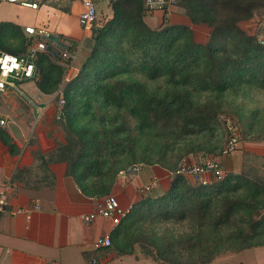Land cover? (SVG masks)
<instances>
[{
    "label": "trees",
    "instance_id": "obj_1",
    "mask_svg": "<svg viewBox=\"0 0 264 264\" xmlns=\"http://www.w3.org/2000/svg\"><path fill=\"white\" fill-rule=\"evenodd\" d=\"M110 4V14L90 30L92 47L71 79L65 81L72 61L61 54H74L77 42H69L59 59L39 52L32 77L24 79L33 81L42 94L60 91L61 97L57 95L54 102L64 100L58 112L65 121L79 105L90 109L96 99L105 109L116 111L129 102L128 113L138 129L172 128L193 136L202 132L214 115L196 107L191 93L235 95L253 87L264 90V31L260 30L264 0H176L187 23H171L164 8L156 27L145 22L150 12L143 0H111ZM247 24H254V30L243 28ZM18 30L1 23L0 48L21 56L3 44V38ZM200 35H205L203 41ZM23 43L24 51L31 43ZM140 81H163L167 87L152 92ZM100 120H105L103 114ZM85 134L74 131L65 145L48 156V162H64L66 174L81 192L99 198L111 189L117 172L116 164L106 160H115L127 150L120 141L97 140L103 137L101 132ZM0 140L9 152L15 151L5 129L0 128ZM241 156L239 171L216 182L202 184L173 175L163 193L142 196L114 227L111 247L100 254L112 250L130 254L131 250L124 252L115 241L124 226L149 216L192 224L191 233L169 239L162 246L148 239L141 243L142 253L155 264H207L225 249L239 251L252 246L264 235V162L247 151ZM225 230L230 231L223 235Z\"/></svg>",
    "mask_w": 264,
    "mask_h": 264
},
{
    "label": "crops",
    "instance_id": "obj_2",
    "mask_svg": "<svg viewBox=\"0 0 264 264\" xmlns=\"http://www.w3.org/2000/svg\"><path fill=\"white\" fill-rule=\"evenodd\" d=\"M2 4L9 7V13L4 12ZM81 10L80 4L71 0H44L37 10L1 2L0 24L19 28L6 37L15 34L16 38L31 44L43 40L38 31L59 36L67 46L69 42H77L74 55L82 64L93 41L90 32L83 31L79 25ZM157 16L153 15L159 19L158 26L163 13L159 11ZM166 17L174 24L187 23L177 7H169ZM27 27L34 28L36 33L30 36L25 32ZM200 36L203 41L205 35ZM8 83L5 91L0 92V98L20 100L25 110L20 104L13 106L10 114L0 108V119L7 125L14 123L21 134L15 139L7 126H0L8 132L15 147L11 153L0 140V192L5 183L17 185V190L10 195V206L0 212V264H87L95 254L91 249L92 241L101 234H111L114 227L108 220L85 221L83 217L94 211L98 199L81 192L73 178L66 174L64 162H48V156L57 147L51 137L49 121L56 113L54 99L57 95L61 97V93L42 94L30 80L9 79ZM152 177H157L158 183L149 193L159 195L167 190L170 182L156 165H142L136 176L117 179L118 185L112 193L120 207L126 209L137 203L144 196L141 187ZM35 202L39 210L29 218L11 213L16 207ZM125 258L130 257H114L108 253L102 256V264H126Z\"/></svg>",
    "mask_w": 264,
    "mask_h": 264
},
{
    "label": "rangeland",
    "instance_id": "obj_3",
    "mask_svg": "<svg viewBox=\"0 0 264 264\" xmlns=\"http://www.w3.org/2000/svg\"><path fill=\"white\" fill-rule=\"evenodd\" d=\"M110 3L111 0H95L96 22L94 25L98 23L100 18L110 14ZM2 8L4 12H10L9 7L7 8L5 4H2ZM158 13L159 11L150 12V15L146 17V23L149 26H157ZM153 15L157 17L154 18ZM260 25V30L264 31V20ZM254 27V24H247L243 28L253 31ZM23 42L26 43V40H23ZM3 44L8 50L17 51V55L22 56L26 52V49L24 51L21 49V39L19 38L5 37L3 38ZM80 65L78 58H74L65 81H68L77 73ZM127 78L124 77L123 79ZM131 79L140 78L133 77ZM140 82L152 92H161L167 87L163 81ZM11 95L13 96V94ZM190 97L196 107L214 115V118L206 124L204 130L193 136L182 135L178 130L172 128L140 130L136 127L133 117L128 113L129 102L123 110L116 111L105 109L101 102L96 99L93 100V106L90 109L86 110L79 105L76 110L71 111L69 121L59 117L58 111L63 104H60V102L55 104L54 102L56 113L49 121L51 137L55 139L56 146L59 147L66 144V140L69 139L70 135L73 136L74 131L83 136L86 135L87 131L91 134L101 132L103 137L99 136L97 140L102 141V139L107 138L106 140L111 141V144L120 141L126 147V154L115 160H106L107 164H116L117 172L115 171L111 189L108 192L104 191L106 194L101 195V198L113 195L112 190L114 186L118 185L119 171L129 164L143 166L155 164L166 175L165 180L170 182L172 174L180 164L184 162L192 164L204 157L216 160L225 176L239 171L243 159L241 156L242 151L258 155L263 158L261 161L264 162V90L253 87L244 89L235 95L200 92L191 93ZM19 104L25 110L20 100L13 97L0 98L1 111L4 110L3 112H7V114H10L13 106ZM102 114L104 115V121L100 120ZM230 138L236 139L238 142L237 148L232 155H225L223 151ZM261 171H264V164L261 166ZM189 179L191 182L197 181L202 184L217 181L208 175L197 178L190 177ZM229 231H222L223 235ZM191 232V223L163 222L149 216L140 223L124 226L116 239V246L124 252L131 250L130 254H122L113 250L111 253L114 257H130L124 259L126 264H155L150 257L142 253L141 243L148 239L162 246L169 239H175ZM254 244L239 251H233L230 248L225 249L207 264H264V235L258 237ZM224 245L227 248L228 243L225 242ZM187 257L189 259V255Z\"/></svg>",
    "mask_w": 264,
    "mask_h": 264
},
{
    "label": "built area",
    "instance_id": "obj_4",
    "mask_svg": "<svg viewBox=\"0 0 264 264\" xmlns=\"http://www.w3.org/2000/svg\"><path fill=\"white\" fill-rule=\"evenodd\" d=\"M44 0H0L1 2L17 5L23 8L37 10ZM78 2L82 8L78 22L83 31H90L96 22V6L95 0H71ZM169 7H176V0H144V8L148 12L167 10ZM25 32L30 36L36 32L34 28L27 27ZM38 35L43 37L47 35L44 31H38ZM46 44L43 40H39L27 47L24 56H15L4 52L0 48V92L5 91L6 86L9 85V79H29L34 73V60L39 52L45 51ZM61 56L65 59L74 60L75 55L63 52ZM60 104L64 103L60 99ZM0 126H7L4 119H0ZM238 142L234 138H230L223 153L225 155H232ZM142 168V165L134 164L118 173V179L126 180L130 177L136 176ZM172 175H182L188 178H197L202 176H211L216 180L222 179L225 175L219 163L210 158H200L195 163L184 162L174 171ZM158 178L152 177L149 182L143 185L140 189L141 194L147 195L153 188L157 186ZM206 184V183H204ZM17 190V185L14 183H5L0 192V212L6 211L10 206V195ZM95 209L92 213L87 214L83 219L87 222L95 221L96 219L108 220L113 227H116L128 214L131 207L123 209L120 207L117 198L114 195H108L103 198H97ZM39 205L35 202L28 206L16 207L11 210L12 214H22L29 218L30 214L38 211ZM112 244L110 233L101 234L97 236L91 243L92 252L94 256L87 260V264H102V254L100 252L110 248ZM98 253V255H97Z\"/></svg>",
    "mask_w": 264,
    "mask_h": 264
},
{
    "label": "water",
    "instance_id": "obj_5",
    "mask_svg": "<svg viewBox=\"0 0 264 264\" xmlns=\"http://www.w3.org/2000/svg\"><path fill=\"white\" fill-rule=\"evenodd\" d=\"M42 38L46 42L45 52L50 54L54 59H59L60 57V53L55 47L59 48L60 50H66L68 48V46L64 44L61 41V38L57 35L47 34ZM7 128L11 132L13 138L15 139L20 138L21 136L20 131L14 123L10 122L7 125Z\"/></svg>",
    "mask_w": 264,
    "mask_h": 264
}]
</instances>
